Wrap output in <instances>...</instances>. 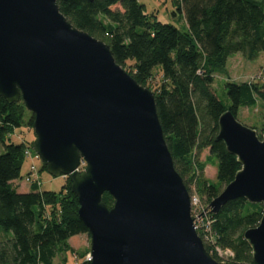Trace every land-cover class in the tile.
Wrapping results in <instances>:
<instances>
[{
  "label": "water",
  "instance_id": "1",
  "mask_svg": "<svg viewBox=\"0 0 264 264\" xmlns=\"http://www.w3.org/2000/svg\"><path fill=\"white\" fill-rule=\"evenodd\" d=\"M58 1L0 0V98L23 103L32 151L50 176L68 178L90 238L89 264H220L195 231L153 93L105 43L74 28ZM217 127L216 140L240 169L209 207L216 215L236 199L261 206L243 238L253 262L264 264V135L230 111Z\"/></svg>",
  "mask_w": 264,
  "mask_h": 264
},
{
  "label": "trees",
  "instance_id": "2",
  "mask_svg": "<svg viewBox=\"0 0 264 264\" xmlns=\"http://www.w3.org/2000/svg\"><path fill=\"white\" fill-rule=\"evenodd\" d=\"M173 16L179 15L185 30L162 23L147 13L138 0H60V14L76 29L105 43L117 65L134 81L153 90L155 109L176 172L189 195H197L206 207L233 179L240 166L217 141L219 117L226 111L236 118L240 108L264 103V83L224 84L227 106L214 93L215 73L236 54L253 61L264 53V0H171ZM22 102L7 104L0 98V264H53L58 254L70 251L68 241L88 231L78 219V203L70 182L54 191L33 184L18 193L13 183L20 178L31 143L11 142L23 124ZM32 115L27 121L32 127ZM206 152L204 161H200ZM215 161V162H214ZM216 167L217 183L205 176L206 166ZM40 171H46L41 165ZM28 175V173H27ZM110 208L113 199L103 194ZM260 205L242 199L227 202L211 217L213 245L197 232L206 251L219 263L215 248L229 251L222 264H255L243 238L256 227ZM9 235V237H8ZM83 259V256L81 257ZM88 264V262L82 263Z\"/></svg>",
  "mask_w": 264,
  "mask_h": 264
},
{
  "label": "rangeland",
  "instance_id": "3",
  "mask_svg": "<svg viewBox=\"0 0 264 264\" xmlns=\"http://www.w3.org/2000/svg\"><path fill=\"white\" fill-rule=\"evenodd\" d=\"M139 3L145 5L147 13H154L157 16V20L162 23H168L177 27L180 31L185 30V24L182 18L179 15L173 16L172 12L174 11V6L171 4V0H138ZM258 82L264 83V53L259 54V56L253 60L248 61L242 55L236 54L227 60V63L222 71L215 73L213 89L216 97L220 100L223 105L227 106L229 104L228 99L224 93V84L226 82L234 83H253ZM156 82H158V77H155L153 83L150 84V91L156 87ZM31 114L25 109L23 124L20 129H16L13 132V135L10 136L11 142L21 143H32L35 140V136L32 130L28 127L27 121L29 120ZM236 120L249 128H252L256 131L258 136L264 135V103L260 100L257 101V104L253 108H240L236 115ZM4 153V148L0 143V155ZM206 157V152L202 153L200 156V161H204ZM215 162V161H214ZM32 160L26 158L22 169L20 171V178L13 183V186L16 188L18 193H27L29 192L30 186L33 185L31 182H27V173L29 171V166L31 165ZM36 166V172L38 174L37 183L41 191H58L62 185H64V177H52L46 171H40L41 163L39 161H34ZM83 163L78 168V171H83ZM204 176L213 184L217 183L216 180V167L209 165L205 168ZM196 197L199 206L202 207L205 211V214L202 215L201 219L198 221L199 229H195L196 232L203 230L202 227L206 222L211 223V208L204 206L197 195ZM198 209L196 208V211ZM192 214V213H191ZM194 214V213H193ZM192 214V215H193ZM198 213L194 214L195 216ZM191 215V218L194 220L195 217ZM198 216V215H197ZM194 223V222H193ZM1 231V230H0ZM9 237V235H8ZM4 240V235L0 233V242ZM68 245L70 252L58 254L53 264H82L87 262V259L90 257V238L87 235H78L69 239ZM215 251V250H214ZM217 257L221 260L220 264L223 263V259L226 256L221 251H215ZM83 256V259L81 257ZM89 264V263H88Z\"/></svg>",
  "mask_w": 264,
  "mask_h": 264
},
{
  "label": "built area",
  "instance_id": "4",
  "mask_svg": "<svg viewBox=\"0 0 264 264\" xmlns=\"http://www.w3.org/2000/svg\"><path fill=\"white\" fill-rule=\"evenodd\" d=\"M25 157L26 158H30L32 160L31 165L29 166V171H28V175H27V182H31V184H36L37 186L39 185L37 183L38 180V174L36 172V166L34 164V161H39V158L36 154H34V152L32 150H25ZM84 165V164H83ZM190 206H191V213L196 214L198 213L196 216L193 214H191L192 216L195 217V219L193 220L194 222V228L195 229H199L198 227V221L201 219L202 215L205 214V211L203 210V208L198 207V201L196 199V197H191L190 196ZM196 208L198 209L196 211ZM210 225L211 223L206 222V224L204 225L202 233H203V239L206 243H210L211 245H213L214 243V239L212 237V235H210ZM219 249L215 248V251H217ZM220 251V250H219ZM222 253H224L226 256H231V253L229 251H221ZM90 261V257L87 259V262L89 263Z\"/></svg>",
  "mask_w": 264,
  "mask_h": 264
}]
</instances>
